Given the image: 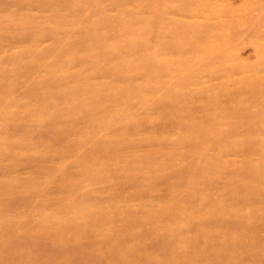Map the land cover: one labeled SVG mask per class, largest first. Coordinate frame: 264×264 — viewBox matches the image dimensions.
<instances>
[{
    "label": "rangeland",
    "instance_id": "rangeland-1",
    "mask_svg": "<svg viewBox=\"0 0 264 264\" xmlns=\"http://www.w3.org/2000/svg\"><path fill=\"white\" fill-rule=\"evenodd\" d=\"M0 264H264V0H0Z\"/></svg>",
    "mask_w": 264,
    "mask_h": 264
}]
</instances>
